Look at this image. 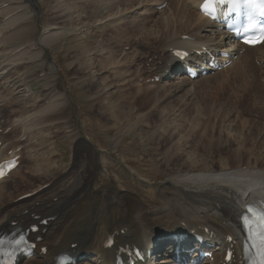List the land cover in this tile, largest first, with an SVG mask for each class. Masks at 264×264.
I'll return each mask as SVG.
<instances>
[{"label":"rangeland","instance_id":"obj_1","mask_svg":"<svg viewBox=\"0 0 264 264\" xmlns=\"http://www.w3.org/2000/svg\"><path fill=\"white\" fill-rule=\"evenodd\" d=\"M140 2L37 0L34 10L24 0H0V126L12 130L0 141L7 148L22 145L25 157L0 188V200L9 193L10 199H18L52 182L58 183L72 204L84 191L85 205L74 220L79 227L72 231L76 236L72 239L91 238L95 228L110 224L112 215L113 220L118 219L116 212L110 213L115 209L110 201L116 189L138 196L151 208L158 202L163 184L166 187L169 177L181 170L204 172L254 163L264 167V118L260 107L248 97L254 89L233 73L238 72L241 62L228 71L190 81L180 90L175 88L179 79L167 70L159 75L158 83L149 78L151 70L164 66L162 55L168 53L165 47L159 48L155 37L171 29L169 41L179 40V34H202L207 38L200 40L214 41L218 31L209 33L212 24L205 21L183 27L177 8L165 5L159 9L154 6L159 2L143 4V10H139L140 5L142 13L135 8L127 10ZM177 2L192 11L189 4L186 7L181 0ZM89 4L99 7L98 18L89 17ZM109 12L112 20L106 24ZM164 18L169 26L144 38L145 31ZM138 22L141 26L132 30ZM23 24L31 27L32 35L16 39V30ZM55 24L59 26L52 29ZM127 24L128 37H116ZM52 34L50 42L42 41ZM115 37L127 47L113 45ZM42 49L49 72H42ZM156 56L160 60L152 67L149 59ZM143 58L147 62L141 64ZM108 59L120 63L119 67L127 66L126 70L133 66L126 74L113 73ZM254 64L264 70L262 62L255 59ZM183 77L181 74L180 79ZM258 78L264 80L261 69ZM151 87L159 88L146 90ZM262 88L264 92V85ZM154 94H158L156 100ZM50 104L56 105V113H62L45 122L41 118L50 112H40ZM40 124L42 127L36 128ZM13 130L18 133L12 134ZM20 140L24 141L19 144ZM83 147L86 153L79 157L77 151ZM167 250L159 251L157 263L166 257Z\"/></svg>","mask_w":264,"mask_h":264},{"label":"bare ground","instance_id":"obj_2","mask_svg":"<svg viewBox=\"0 0 264 264\" xmlns=\"http://www.w3.org/2000/svg\"><path fill=\"white\" fill-rule=\"evenodd\" d=\"M26 1L28 2L27 5L29 4L32 7V9L37 10V0H24V2ZM147 1L149 2L142 0V2L140 3H137L135 5L132 4L128 7L127 10L131 8L133 9L135 8V10H138V7L140 5H142V7H140L142 9L139 8V10H143L144 9L143 7H145L143 6V4L149 3L150 5V3L152 2L154 3L159 2L157 4H154V6H159L164 3H167L166 8L167 6L168 7L172 6L174 9L177 8L176 12L179 11L177 12L178 15L179 13H181L180 20L182 21V19H184L183 27L190 28L194 24L196 26L195 21L198 22L205 21L206 23L209 24L211 23L210 21L208 22L206 18L199 15L196 4L198 0H189V2L187 0H181V4H183L186 7H188L187 4H189L192 8V11L189 10L188 8H184V7L182 8L179 4L180 2H177V0H169V2H166L167 0H147ZM179 7L182 8L181 12L179 10ZM88 8L92 9L89 14V17L92 20L99 17L100 14L99 7H97L95 4L94 5L89 4L87 5L86 9ZM139 10L138 13H142V11ZM8 12L10 11L8 10ZM110 17H111V12H109L106 18L102 17L103 19H101V21H103L105 18L107 20L106 22L107 24L109 23L110 20H112ZM136 21L137 20L133 22L131 21V23L128 22V24L131 25ZM56 24L52 26V29L54 28V26H59ZM128 24L123 26L124 29L118 30L117 34L116 31H112V32L116 34L115 35L116 37L124 36L125 38H127L128 33L125 32V30L129 28L127 27ZM211 24L212 25L210 26L208 25V26L213 29L216 28L215 24L213 23ZM103 25H105V23ZM139 26H141V22H138L136 26L132 27V30L133 29L135 30ZM165 26H169V22L167 18H164L161 21L160 20L155 21L154 26L152 27L153 29L151 31H147V32L145 31L146 34L144 35V38H148L151 35L159 32L162 28L164 29ZM30 28L31 27L28 24L27 25L23 24V26H21L19 29L16 30L14 36L16 37V39H27L32 35L31 32L32 29ZM213 29H209L211 30L209 31V33L213 31L215 32L216 29L214 30ZM170 30L171 29H167L164 34L159 36V38L157 37L154 38L159 40L157 42L159 48L165 47V49L172 51L177 49H190L197 46L196 43L191 44L179 40L174 41V39H172V41H169ZM204 32H208V31H204ZM54 35L52 34L46 36L42 39V41L44 43L50 42V40L54 37ZM179 35L188 36L190 38H196L198 36L196 34L194 35L179 34ZM116 37H115V41L112 43L113 45L119 43L118 44L119 47L120 46L127 47V45H120L121 43L116 39ZM174 37H176V35ZM199 37L207 38V36L205 35L203 36L202 34H199L197 39H200ZM215 40H217L216 42L217 44H219L220 48H222L223 43L226 42V40L224 41L222 35H219L218 38H215ZM206 42H213V41L210 39ZM199 43H204V41L199 40ZM150 48H154V47H150ZM263 48H264V42L260 46H257L255 48L246 49L243 56L244 57L243 67L237 70L238 72H235L234 70L233 73L234 74L236 73L238 75V77L241 79L240 81H243L246 87L250 86L254 89L252 90L254 92L252 94L250 93L248 97L253 99V103L255 104V106L260 107L261 115L264 118V92L262 88V86L264 85L263 82L264 80L260 81L258 78L259 69H261L262 73L264 72V70L262 69L261 66L258 67L254 64V61L256 59L258 62H262V65H264ZM106 49L109 50V46H107ZM165 49H162L160 51L163 52ZM41 51L42 53H39L41 54L40 58L42 61H44V63L41 66L42 68L44 67L42 72H49L51 67L46 66L47 56H45V54L43 55L44 53L43 49ZM255 52L258 53L254 54ZM165 58L163 62L165 65L161 69L162 70L169 69V71H171V76H173L177 80L179 79V82L175 85V88H177V90L184 88L185 85L188 82H190V80L186 78L183 69L177 66V64H175V60L171 57L170 54L167 55ZM145 59L146 58H143L142 61H144ZM171 60H174V62L171 63L170 68H167L166 64L170 63ZM108 62L112 66H114L112 68L113 73L117 71L119 72L126 71L123 72L124 74H126L127 71H129L133 66L131 64V68L126 70L127 66L119 67L120 63L117 64L112 59H108ZM126 63L129 64L128 61ZM181 74H183V76L185 77L180 79ZM240 84L237 85L239 86V88H240ZM128 87H130V85H128ZM158 88L159 87H151V88H147L146 90L150 91L152 89H158ZM156 98H158V94L154 96L153 100H156ZM46 107L47 108L44 107L45 109L40 112L41 115H43L44 112H47V114L50 112L48 116L44 117L43 115V117L41 118L45 122L51 120L52 118L53 119L58 118V116L62 113L61 111H59V113L58 112L56 113V111H58V109H56V105L50 104L49 107L48 106ZM38 127H42V125L40 124V126H37L36 128ZM22 130L25 131L26 128H23ZM16 133H18V131L13 130L12 134H16ZM166 138L168 139V137ZM166 141H170V140H166ZM17 147H13V148H17ZM84 149L85 147L78 149L77 154L79 157H81L82 154L86 153ZM253 165H255V163ZM253 165L246 164L245 167H243L242 165H239V167H232L229 165L228 166L229 168H225V169L216 168L211 171H204V172L199 170H191L188 168L187 171L181 170L180 173L178 172L172 174L169 177L168 182L166 183V187H164L163 184V187L159 190V194L157 196L158 202L151 208L149 205H146L143 202V200L138 198V196H135L130 193L128 194L127 192H123L122 190L116 189L114 190L115 193L111 197V201H110L112 208L115 209L112 210L110 209V213L111 211L116 212L115 215H117L118 219L113 220L114 216L112 215L111 222L108 226L104 225L94 229V233H95L94 236L87 239L84 237H82L83 239L78 238L75 241H73L75 238L72 239V237H76V236L72 231L79 227L74 223V220L77 217V215L80 214L81 209L85 205L84 204L85 198L83 195L84 191H82L81 195L77 197L75 203L72 204L70 202V197H65V193L63 192V190L57 187L58 183L52 182L51 179L50 180L52 182L50 185L52 186L51 188L35 195L33 198L29 200L17 201L15 198L10 199L12 196V194L10 193L9 195H3L2 197L3 199L0 200V234L11 232L14 229V227H11L12 224L14 223H16V227H24L26 226V224L31 223L30 215L32 214H35L37 216L41 215L42 219H45L47 217L55 218L53 222L47 224L46 227H43L41 229V231L42 230L45 231L44 233H39L37 235V237H40L42 239V243L40 244V246L47 247L46 256L44 258H40L35 255L34 257L36 258L35 260L22 262L21 264H49V261H51L52 257H54L56 254L70 252L71 251L70 245H73L74 243L78 244L75 250L76 252H78L79 255H84L88 253L92 254L91 256L92 258L84 259V261H82L81 264H113L114 250H110V251L103 250V242L105 238L111 234H115V240H117L119 242V245L121 246L136 245L141 249H146L147 247L155 246L153 253L154 259H156V257L158 256L157 253H159V251H161L163 247H165L167 244L170 245V242L167 239L169 235L186 234L191 231H197L200 228H208L210 231H212L215 234V236L217 237L216 240L218 241H223L226 236L236 237V241L239 247V243H240V240L238 238L239 218L244 211V207L252 203L257 204L260 207L264 206V167L261 168L258 165L256 166ZM251 166L253 168H251ZM19 167L15 171H18ZM61 180L63 179L61 178L60 181ZM6 182L7 180L2 181L0 183V188L3 187V185H5ZM75 187L78 188L77 185ZM168 187L173 189L174 191L173 194L170 193L172 191H169ZM122 193H126V194H122ZM49 195L53 197H50ZM52 200L56 202L52 203ZM48 207L51 208L48 209ZM145 209L147 210L145 211ZM121 212H123L124 216L120 215ZM100 220H102V218ZM121 231L124 232L123 235L120 234ZM174 246H176V244L169 247L171 249L168 251V255H165L166 257L157 264H184V263L188 264L187 259L183 253L180 254V257H175L173 255ZM186 246L187 245L185 242L181 244V247L185 250H186ZM37 252L38 250L36 251L35 254H37ZM214 257H215V261L212 264H222V258L219 251L215 252ZM152 263L154 264V262H151V264ZM201 264H210V263L206 261Z\"/></svg>","mask_w":264,"mask_h":264},{"label":"snow or ice","instance_id":"obj_3","mask_svg":"<svg viewBox=\"0 0 264 264\" xmlns=\"http://www.w3.org/2000/svg\"><path fill=\"white\" fill-rule=\"evenodd\" d=\"M261 42H264V37L261 38ZM257 222L259 226L260 246L262 248V264H264V215H259Z\"/></svg>","mask_w":264,"mask_h":264}]
</instances>
